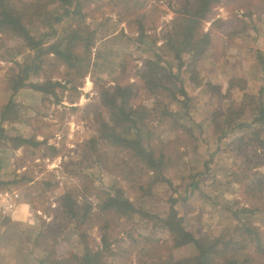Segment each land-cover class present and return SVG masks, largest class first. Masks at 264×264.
Returning <instances> with one entry per match:
<instances>
[{"label": "rangeland", "instance_id": "1", "mask_svg": "<svg viewBox=\"0 0 264 264\" xmlns=\"http://www.w3.org/2000/svg\"><path fill=\"white\" fill-rule=\"evenodd\" d=\"M9 1L18 7L30 5L29 9L35 13H28L23 20L38 36L47 32V26L41 22L43 17L37 16V8L42 7L43 11H50L55 16L63 12L57 4L47 5L40 0ZM84 3L87 4L84 11L88 13L86 25L95 32L91 62L86 66V75L77 79V87L68 84L66 88L57 89L61 98L59 103L53 96L44 95L29 84L47 79L64 83L65 66L56 69L45 65L38 73H32L23 87L14 93L13 86L26 74L25 67L33 53L20 38L0 32V180L13 181L20 176L32 179L31 182L8 185L21 192L22 201L30 205V211L27 220H15L16 226L0 219V231H7L5 238L0 235V264H39L44 252L33 241L42 222L56 218L61 198L67 191L73 192L80 205L89 200L96 210L97 193H113L120 187L141 210L154 216L144 218L136 214L133 220L113 218L110 239L115 246L118 243L124 246L127 252L116 256L107 253L104 264L152 262L150 254L145 255L142 251L145 242L132 245L134 238L149 236L172 245V233L155 218L166 215L172 194L178 196L179 212L199 239L213 237L234 226L231 208L259 203L248 193L246 184L260 172L264 173V154L259 150L257 157L253 145H247V152L240 150L238 144L231 143L236 134L222 136L217 122L225 127L224 110L229 106L240 107L245 92L258 97L264 86V70L260 63L264 58V0H222L203 21V29L211 34L213 44L210 54L197 63L201 84L184 74L190 96L188 106L170 105L171 109L190 112L189 117L200 127L192 124L193 137L168 124L158 127L157 134L175 141L166 142V145L171 144L167 149L178 148L181 152L175 162L165 168L173 186L156 184L153 193L144 196L143 191L137 189L139 186L133 187V180L125 179L102 163L95 164L90 156L86 158V148L101 123L99 115L106 120L109 118L108 109L100 104L102 86L133 85L136 94L132 103L153 106L152 95L139 77L145 58L152 53L148 43L137 39L139 23L136 19L144 14L149 41L159 46L164 30L175 16L177 3L140 0L129 16L118 14L119 7L110 0H84ZM69 21L64 19L56 24L57 34L49 40L64 33ZM73 25L76 26V22ZM231 78H242L244 89L239 85L231 88ZM208 82L219 85V89L209 88ZM164 99L171 100L167 96ZM7 104L11 107L5 109ZM218 112L223 113L218 115ZM189 121L183 119L185 124H190ZM239 134L241 132H237ZM16 136H33L35 141L44 143L37 147L19 146L13 138ZM99 148L107 161L112 162L116 149L104 144ZM150 176V172L144 175V187L148 186ZM258 200L262 209L249 217L242 215V219L264 230V200ZM99 226L97 218L80 228L75 222L65 220L63 226L57 227V255L83 253L84 242L79 236L83 228H87L89 246L97 248L101 241ZM195 250L193 245L170 247L162 254L164 258L169 254L181 258L192 255Z\"/></svg>", "mask_w": 264, "mask_h": 264}, {"label": "trees", "instance_id": "2", "mask_svg": "<svg viewBox=\"0 0 264 264\" xmlns=\"http://www.w3.org/2000/svg\"><path fill=\"white\" fill-rule=\"evenodd\" d=\"M110 1L114 6L119 7L118 14L129 16L140 0ZM171 1L177 3L174 8L175 16L163 32L161 45L157 46L154 41H149L150 36L143 22L144 14L136 19L139 23L137 39L141 43H148L150 45L148 50L152 53L145 58L143 69L139 71V77L152 95L153 106L132 103L136 94L133 85L116 84L111 88L102 86L99 95L100 104L108 109L109 118L106 120L101 114L99 115L101 123L97 133L88 141L86 148V158L90 156V160H93L95 164L102 163L108 169L117 171L125 179L133 180L135 183L133 187L139 186L137 189L143 191L142 196L151 195L156 184L167 183L173 186V180L166 175L165 168L172 165L175 157H179L181 152L178 148L171 151L167 149V146L171 144L166 145V142L175 141L164 139L162 135L157 134L158 127L168 124L178 131L185 130V135L190 137L194 135L192 124L200 127L189 117L190 112L171 109L170 105L181 104L185 108L188 106L190 96L185 87L184 74L201 84L197 63L210 54L213 44L211 34L203 29V21L210 16L213 8L222 2V0ZM40 3L57 4L63 9L60 16H55L50 11H43L42 7L37 8V16L43 17L41 22L47 26V32H43L42 36L36 35L23 20V17L31 12L30 5L24 4L19 8L9 0H0V32L20 38L33 53L31 61L25 67L26 74L13 86L14 93L23 87L32 73H38L45 65L56 69L65 66L64 83L47 79L29 84L42 94L53 96L59 103L61 98L58 97L57 89L66 88L68 84L77 87V79L86 75V66L91 62V47L95 44V32L86 25L88 13L84 11L87 5L84 0H40ZM64 19L70 20L67 22L64 33L54 40H49L57 34L55 25ZM75 22L76 26L73 25ZM260 63L261 69L264 70V58ZM242 81H244L242 78H231V88L239 85L244 89L245 84L241 83ZM206 85L215 90L219 89V85L211 82ZM263 95L264 86L258 97L245 92L240 107L229 106L224 110L222 117L226 124L225 127H222L220 121L217 122V129L222 136L236 134L231 143L238 144V148L242 151L247 150V145H253L254 154L257 157H259L257 153L259 150L264 154ZM166 96L171 100L166 101L164 99ZM7 105L5 109L11 107ZM221 113L223 112H218V115ZM184 118L190 120L191 123L185 124ZM217 118L219 119V116ZM237 132L241 134L237 135ZM13 138L19 146L37 147L44 143L35 141L33 136ZM100 144L116 149L112 162H108L105 155L100 152ZM149 172L152 176L147 182L148 186L144 187V175ZM245 176L249 177V174ZM31 181L30 178L20 176L13 181L0 180V186L11 188L8 186L11 183ZM191 185L196 186L194 183ZM246 186L248 193L252 194L256 201L260 203L258 198L264 200V173L260 172L259 175L253 177ZM97 197V209L94 210L89 200L80 205L73 192L64 193L56 218L51 222L43 221L33 241L34 245L44 252L38 260L39 264H104L107 253L116 256L127 252L124 246L120 243L115 246L110 239V222L113 218L119 220L125 217L133 220L136 214H141L144 218L154 217L150 212L141 210L120 187L113 193H97ZM178 202V196L172 194L166 215L155 217L172 233V245H169L170 242H161L149 236L133 239L132 245L145 242L142 244V251L145 255L150 254L153 259L152 262L143 261L144 264H264V230L242 219V215L249 217L260 211L262 208L259 203L231 208L229 211L235 220L234 226H229L213 237L205 236L199 239L186 223L184 216L180 214L177 207ZM10 217L0 216V219L2 218L1 221L6 224L11 223L10 226H16L17 224H12ZM95 218L99 221L101 230V241L97 248L89 246L87 228H83L79 234L84 242L83 253L81 255L73 252L63 256L57 255V234H59L57 227L59 225L63 226L65 220H69V222H75L80 228ZM0 235L5 238L7 231L1 230ZM189 245L196 248L190 256L175 258L173 254H169L164 258L162 254L167 248H182Z\"/></svg>", "mask_w": 264, "mask_h": 264}, {"label": "built area", "instance_id": "3", "mask_svg": "<svg viewBox=\"0 0 264 264\" xmlns=\"http://www.w3.org/2000/svg\"><path fill=\"white\" fill-rule=\"evenodd\" d=\"M22 202V194L18 189L0 188V216H13Z\"/></svg>", "mask_w": 264, "mask_h": 264}, {"label": "crops", "instance_id": "4", "mask_svg": "<svg viewBox=\"0 0 264 264\" xmlns=\"http://www.w3.org/2000/svg\"><path fill=\"white\" fill-rule=\"evenodd\" d=\"M29 211L30 205L22 201L16 213L12 217H10L12 224H17L15 220H27V215Z\"/></svg>", "mask_w": 264, "mask_h": 264}]
</instances>
